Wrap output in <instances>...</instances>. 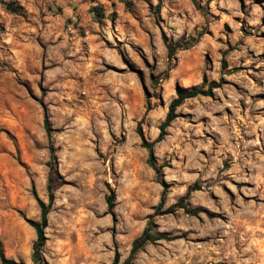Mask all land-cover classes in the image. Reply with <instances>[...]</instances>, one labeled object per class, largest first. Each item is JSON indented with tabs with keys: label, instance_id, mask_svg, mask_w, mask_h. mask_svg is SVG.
Instances as JSON below:
<instances>
[{
	"label": "rangeland",
	"instance_id": "rangeland-1",
	"mask_svg": "<svg viewBox=\"0 0 264 264\" xmlns=\"http://www.w3.org/2000/svg\"><path fill=\"white\" fill-rule=\"evenodd\" d=\"M0 24L4 259L32 264L45 113L61 183L44 264H111L115 252L121 264L146 226L171 239L128 264H264V0H0ZM199 31L167 59L163 37ZM202 81L216 87L175 108L150 166L136 126L152 142L175 86ZM194 183L189 214L174 203Z\"/></svg>",
	"mask_w": 264,
	"mask_h": 264
},
{
	"label": "trees",
	"instance_id": "trees-1",
	"mask_svg": "<svg viewBox=\"0 0 264 264\" xmlns=\"http://www.w3.org/2000/svg\"><path fill=\"white\" fill-rule=\"evenodd\" d=\"M159 1V0H158ZM195 3V0H192ZM3 8L10 12V13H16L20 6L16 4L13 1H2ZM94 11H97L94 9ZM2 30V25L0 24V32ZM203 31H199L196 33V37H190L189 41L179 44V41L176 40H167L165 37H163V43L166 49V57L167 59H171L174 57V54L177 49H186L190 46H192L198 38L203 34ZM223 63V62H222ZM167 68L166 70H168ZM216 87V85L209 84L207 86H203V81L200 82L197 85H193L190 87H181V86H175V96L169 101L167 105V111L165 113V117L163 121L159 125V131L156 136V138L152 142H146L144 138L142 137V133L140 131L139 126L137 125L135 130L141 137V143L140 145L147 151L148 157L147 162L150 166H153L152 164V145L154 142H157L163 138L165 128L168 126V124L175 118V108L184 100L187 98H191L197 95H209L211 92V89ZM43 128L46 133L47 140L49 142L48 144V152H49V160H48V173L46 177V193H47V203H43L42 201L38 200V208H39V220H32V219H26L28 224L32 227L35 239L31 244V253H30V260L32 264H44V259L41 255V248L44 244V228L46 226L47 220L46 216L49 211V207L51 204V201L53 199V188L61 183V181H58L59 176L56 173V169L54 167V152L52 145L50 143V126L47 120V117L44 113L43 117ZM199 189V186L195 183L191 186H188L184 194L178 198V200L174 203V206L177 208L183 209L186 213L189 214H196L200 209L197 207H187L186 203L183 201L188 198L191 191ZM112 198L113 193L110 192L108 196L106 197V203H107V209L110 210L112 207ZM207 216H211V213L206 212ZM169 240L171 237H169L165 232L162 231H151L148 226H146L141 233L136 236L130 244L129 251L127 258L121 263V264H128L130 260L135 256V254L141 250L147 243L153 242L155 240ZM0 260L7 264H23L20 261H13L11 259H4L3 255L0 252ZM111 264H118V255L115 252L111 261Z\"/></svg>",
	"mask_w": 264,
	"mask_h": 264
}]
</instances>
